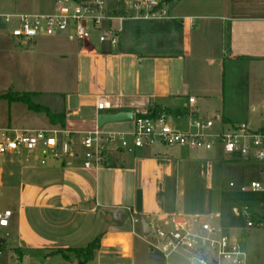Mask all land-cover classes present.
<instances>
[{
  "label": "crops",
  "instance_id": "0c3cea01",
  "mask_svg": "<svg viewBox=\"0 0 264 264\" xmlns=\"http://www.w3.org/2000/svg\"><path fill=\"white\" fill-rule=\"evenodd\" d=\"M182 2L161 0L159 8L166 13L153 15L139 13L133 6L110 10L105 5L114 17L105 25L119 30L115 44L101 42L98 31H93L87 41L71 38L66 33L37 38L40 46L55 47L53 56L61 64L60 72L76 70L75 75L64 76L75 81V88L53 92L61 100L66 125L63 128L50 122V127L71 131L72 152L58 157L50 155L45 164L41 163L38 152L8 153L7 159L1 157L0 170L3 171L6 162L9 163L3 171L2 189L15 195L19 208L32 207L49 212V236L43 238L48 256L55 255L51 252L59 248L85 247L100 235L99 248L84 264L151 262L150 254L145 253L141 246L148 237L140 222L133 223L132 220L131 223L124 217L122 224L133 228L123 230L119 227L122 224H117L103 232L106 214L125 207L124 202L105 201V197L109 198L113 193L127 192L131 195L132 205L126 206L129 209L127 215L131 219L150 215L152 221L146 220L150 226L175 211L199 214L185 212L189 205L183 199L190 188L192 167L200 161L197 154L182 157L165 145H146L132 150L111 151L106 166L86 169L79 142L84 131L97 126L100 113L126 111L133 112L135 116L153 111L156 106L188 110L187 114L174 116L177 118L188 115L191 120L189 112L194 110L201 117L218 115L220 119H214L227 124V127L232 123H247L239 118V114L248 108L253 109V105L238 107L241 101L237 98L230 99L227 106L202 100L204 96L209 100L218 92L228 66L233 72L241 71L245 64L264 62V0H188L181 5ZM29 93L40 96L44 92L31 90ZM102 96L108 97L111 108L99 111L96 102ZM190 97L195 99L193 104L189 102ZM41 105L57 112L49 105ZM52 105L55 107V103ZM222 118H226L228 123ZM132 124V119L117 121L106 129H127ZM63 139L64 135L60 134L59 140ZM208 152L227 159V167L236 176L240 177L245 172L242 162L237 161L249 159L238 155L226 157L218 149ZM208 163L210 165L211 162ZM259 172L263 179L262 167ZM211 173L208 165L206 169H200L198 165L194 169L196 176L208 174L210 177ZM94 194L95 198L91 200ZM138 194L144 195L142 201H139ZM157 194L165 197L158 198ZM85 203L90 205L87 207ZM258 205L262 207L264 201ZM241 209L231 207L226 220L219 211L215 213L219 215L217 219L220 218L222 227L235 237L242 231L236 222ZM18 244L20 250L29 247L22 238ZM68 256V260L62 256L64 261L60 264H69L76 259L80 264L74 253L70 252Z\"/></svg>",
  "mask_w": 264,
  "mask_h": 264
},
{
  "label": "rangeland",
  "instance_id": "374dc122",
  "mask_svg": "<svg viewBox=\"0 0 264 264\" xmlns=\"http://www.w3.org/2000/svg\"><path fill=\"white\" fill-rule=\"evenodd\" d=\"M104 1L110 10L127 9L133 6V0ZM187 1L183 0L181 5ZM54 8L55 0H0V128L8 126L50 127L51 124L46 112L35 111L27 103L11 97H16L18 93L41 90L44 93L40 96L29 93L30 99L40 105H49L52 110L61 113V100L53 92L75 88V81L70 78L65 79L64 76L75 75L76 70L72 69L69 73L59 71L61 64L54 60L55 57L53 56L55 47L40 46L37 44L38 39L22 41L11 39L8 36V31L13 25L4 20L5 15L16 12H51ZM245 65L241 71L234 70L233 72L228 66L226 77H224L218 92L214 93V96L211 95L209 100L207 99L208 96H204L202 101L227 106L230 99L237 98L238 101H241L238 107L253 105V109L248 108L247 111H243L239 114V118L245 119L249 126L264 128V62L259 65ZM53 102L55 107H51L54 106L52 105ZM219 122H216V125L220 124ZM113 123L104 124V128H108ZM169 123L180 130L195 131L188 115L181 118L169 117ZM159 145L161 144L157 143L152 146L157 147ZM165 147L173 153L179 152L182 157L197 154L200 161H198L199 163L195 162L194 166L198 165L200 169H206L208 165L211 168L212 173L209 177L208 174L194 175L195 167H192L190 188L183 195V199L186 200L189 207L184 211L199 213L208 218L219 211L222 218L226 220L227 211H230L231 207L236 206L241 209L247 206V208L241 209V214L236 220L237 225L242 230L237 237L241 238L247 253L246 264H264V227L247 226L248 216L246 215V212H249L251 214L249 218L257 219L264 213V205L262 207L258 205L260 201H264V194L241 192L239 189L242 183H248L254 179L262 180L259 172L261 164L253 159L237 161V163L242 162L241 164L245 167V172L238 177L227 167V159L218 154L182 146L165 145ZM3 156L7 159L9 154L5 153ZM209 161L211 162L210 165ZM8 166L9 163L6 162L4 170ZM0 169L2 168L0 167ZM3 171L0 170V210L10 209L12 216L10 225L6 228H0V239L6 240L0 244V264L63 263L64 260L61 255L48 256V250L43 246L45 244L43 238L49 236L48 227L51 221L49 212L32 207L19 208V202L15 195L2 189ZM231 180L236 183L235 186L229 185ZM176 194L177 192L173 196L174 200L177 198ZM162 196L165 197L162 194L156 195L158 198ZM130 197L131 195L129 196L127 192H117L110 195L109 198L105 197V201L124 202L126 207L132 205ZM143 197L144 195L138 194L139 201H142ZM94 198L95 194L92 195L91 200ZM88 205L90 203L85 206L88 207ZM125 219L132 223L129 214L126 215ZM145 219L148 222L152 221L150 215H146ZM219 220L217 218L210 219L211 222L222 227ZM119 227L123 230L133 228L132 225H126V223L119 225ZM223 229L227 233V228L223 227ZM21 238L29 243L28 248L19 249L18 243ZM141 246L143 251L149 253L153 259L147 264H166L161 253L151 250L147 242H141ZM169 264H188L185 252L180 250L172 254Z\"/></svg>",
  "mask_w": 264,
  "mask_h": 264
},
{
  "label": "built area",
  "instance_id": "2783aa9c",
  "mask_svg": "<svg viewBox=\"0 0 264 264\" xmlns=\"http://www.w3.org/2000/svg\"><path fill=\"white\" fill-rule=\"evenodd\" d=\"M161 0H133V8L145 15L165 14L160 9ZM105 7L104 0H55L51 12H16L4 16L12 23L8 31L11 39L34 40L66 33L71 38L87 41L93 31H98L101 42L118 41L119 30L105 25L113 19ZM194 103V97L189 98ZM97 110L111 108L108 97L102 96L96 102ZM191 125L195 131H184L169 123V115H155L152 111L133 116V124L127 129H105L98 126L83 132L80 145L83 149V167L101 169L108 162L111 151L132 150L133 148L162 144L182 146L206 151L220 150L223 155H238L256 160L264 170V129H253L247 123H232L227 127L222 123L216 127V120L201 117L190 110ZM63 134L64 139L59 140ZM71 131L50 127L46 129H0V164L5 153L22 151L38 152L41 163L48 156L55 157L72 152ZM230 186H235L231 181ZM241 192H260L264 194V178L252 180L239 186ZM129 209H127L128 211ZM247 226L264 227V213L257 219L249 218ZM12 211L0 210V228L10 225ZM199 214H185L175 211L158 219L150 226L146 242L151 250L161 253L169 264L172 254L182 250L188 264H246L247 253L241 239L224 232L223 227ZM133 223L140 222L136 216Z\"/></svg>",
  "mask_w": 264,
  "mask_h": 264
},
{
  "label": "trees",
  "instance_id": "16d2710c",
  "mask_svg": "<svg viewBox=\"0 0 264 264\" xmlns=\"http://www.w3.org/2000/svg\"><path fill=\"white\" fill-rule=\"evenodd\" d=\"M167 2L170 0H166ZM18 100H21L28 104V106L35 111H45L50 119V122L54 125H59L60 127H65L66 125V114L64 112H52L47 107L34 103L30 97L29 93H18L16 97H11ZM153 114L158 115L161 113L170 114L173 116H179L183 114H187L188 110L185 109L184 111L179 110H172L169 108H162L160 106L154 107ZM139 114H136L137 116ZM224 122L228 123V120L226 118H222ZM109 158L111 159L112 156L109 155ZM2 242H0L1 244ZM100 246V235L95 237L91 242H89L85 247H69V248H59L51 252V254H61L65 259H69L68 253L72 252L74 253L79 259L80 264H84L86 261L90 260L94 256V252L99 248Z\"/></svg>",
  "mask_w": 264,
  "mask_h": 264
},
{
  "label": "water",
  "instance_id": "95a60500",
  "mask_svg": "<svg viewBox=\"0 0 264 264\" xmlns=\"http://www.w3.org/2000/svg\"><path fill=\"white\" fill-rule=\"evenodd\" d=\"M134 116L133 112H126V111H121L117 113H100L97 116V126L101 128L104 124L108 122H117V121H123V120H128L132 119ZM211 118H217V120L220 119L218 115H211ZM127 215V208L126 207H121L119 210L112 211L106 214L105 217V223L103 227V232L107 231L108 227L111 225H117V224H122L124 217ZM140 223L143 227V232L145 234H148L150 232V225L146 221V219L141 216L140 218ZM4 239H0V241H3ZM69 264H79V261L76 259L75 261L69 263Z\"/></svg>",
  "mask_w": 264,
  "mask_h": 264
}]
</instances>
